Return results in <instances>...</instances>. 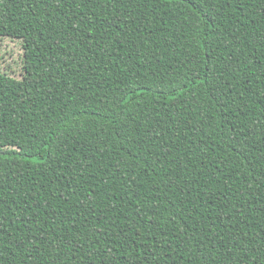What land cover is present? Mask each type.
<instances>
[{"label": "trees", "instance_id": "obj_1", "mask_svg": "<svg viewBox=\"0 0 264 264\" xmlns=\"http://www.w3.org/2000/svg\"><path fill=\"white\" fill-rule=\"evenodd\" d=\"M0 264H264V0H0Z\"/></svg>", "mask_w": 264, "mask_h": 264}, {"label": "rangeland", "instance_id": "obj_2", "mask_svg": "<svg viewBox=\"0 0 264 264\" xmlns=\"http://www.w3.org/2000/svg\"><path fill=\"white\" fill-rule=\"evenodd\" d=\"M22 41L0 36V72L21 80L24 75Z\"/></svg>", "mask_w": 264, "mask_h": 264}]
</instances>
